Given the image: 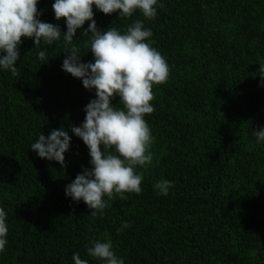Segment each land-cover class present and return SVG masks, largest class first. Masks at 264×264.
<instances>
[{
	"label": "trees",
	"instance_id": "1",
	"mask_svg": "<svg viewBox=\"0 0 264 264\" xmlns=\"http://www.w3.org/2000/svg\"><path fill=\"white\" fill-rule=\"evenodd\" d=\"M53 3L38 0V18L64 32ZM158 5L151 20L139 10L122 17L93 6L102 31L123 33L143 21L170 68L167 83L153 85L154 112L145 117L154 141L152 163L136 166L142 192L124 193V200L105 196L102 214L93 216L83 200L65 194L78 173L92 168L88 147L71 127L81 126L96 97L62 69L63 37L39 46L22 38L16 75L0 68V207L8 226L0 264H74V253L104 264L87 253L96 240H110L124 264H264V141L255 135L264 129V0ZM89 23L72 42L84 63L94 62L85 49ZM119 99L112 104L123 108ZM60 128L71 136L66 167L30 147ZM164 179L173 184L166 196L154 187ZM125 222L131 226L122 228Z\"/></svg>",
	"mask_w": 264,
	"mask_h": 264
},
{
	"label": "clouds",
	"instance_id": "2",
	"mask_svg": "<svg viewBox=\"0 0 264 264\" xmlns=\"http://www.w3.org/2000/svg\"><path fill=\"white\" fill-rule=\"evenodd\" d=\"M38 0H0V68L16 75V62L20 58L19 46L22 38H31L35 46L41 41L52 45L63 37L67 53L62 69L82 80L83 87L95 89V97L86 106V116L81 126H72L71 131L81 138L89 149L92 168H84L66 186L65 194L72 200H83L92 209L91 214H102L108 201L124 193L140 194L143 175L136 166L145 167L153 161L150 146L154 141L150 126L145 119L154 112L150 103L154 99L153 85L166 84L170 68L165 57L152 45L153 33L136 20L121 33L116 28L100 30L94 19L93 6L106 15L118 13L131 17L139 10L145 19L157 16L158 0H54L52 9L57 21L64 19L67 30L62 32L58 24L43 22L38 17ZM163 8L161 3L158 5ZM90 21L84 34L91 33L92 39L85 49L91 50L94 62H81L82 50L73 42L77 29ZM70 46V47H69ZM42 63L49 56L45 51L38 54ZM264 76V67H261ZM119 96L123 108L112 104ZM257 142L264 141V129L255 132ZM71 136L67 131L54 129L48 136L39 135L31 149L40 158L55 160L65 165V152L69 150ZM115 149V154L112 151ZM173 186L169 180L154 185L160 194L168 195ZM3 207H0V253L6 249L8 226ZM125 222L122 228L130 227ZM122 229H118L120 231ZM89 256L104 264H124L113 251L110 240H96L87 248ZM74 264H89L78 253L73 254Z\"/></svg>",
	"mask_w": 264,
	"mask_h": 264
}]
</instances>
